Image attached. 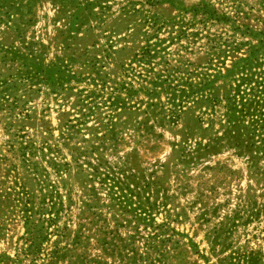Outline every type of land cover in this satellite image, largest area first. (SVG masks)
Listing matches in <instances>:
<instances>
[{"label":"rangeland","instance_id":"374dc122","mask_svg":"<svg viewBox=\"0 0 264 264\" xmlns=\"http://www.w3.org/2000/svg\"><path fill=\"white\" fill-rule=\"evenodd\" d=\"M0 264H264V0H0Z\"/></svg>","mask_w":264,"mask_h":264}]
</instances>
